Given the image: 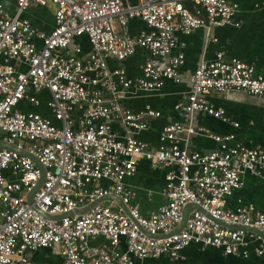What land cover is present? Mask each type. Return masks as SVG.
Segmentation results:
<instances>
[{"label": "built area", "instance_id": "2783aa9c", "mask_svg": "<svg viewBox=\"0 0 264 264\" xmlns=\"http://www.w3.org/2000/svg\"><path fill=\"white\" fill-rule=\"evenodd\" d=\"M46 1L15 0L13 15L0 3V144L9 146L0 147V264H28L39 248L57 251L64 264H146L162 255L182 259L190 243L226 255L264 257V212L253 205H225L243 185L244 171L264 178V148L230 144L232 134L172 121L159 131L160 144L153 149L112 126L120 120L131 132L146 129L145 116L159 112L150 107L132 112L119 99L129 88L153 91L166 79H179L184 55L170 54L174 32L238 24L236 3L50 0L54 26L45 32L21 13L32 2ZM133 18L149 30L132 36ZM81 35L91 46L84 57L78 45L69 49ZM137 48L147 53L138 76L108 67V57L120 61ZM190 84L174 105L189 114L226 119L224 109L207 100L211 90L264 98V78L254 66L226 58L223 50L199 62ZM42 91L48 92L45 107L53 120L26 109L43 104ZM184 131L207 135L219 147L201 153L181 146ZM141 158L165 170V202L148 214L132 201L134 191L125 182ZM189 204L194 207L182 226ZM82 208L86 211L76 212ZM98 236L108 241L91 245Z\"/></svg>", "mask_w": 264, "mask_h": 264}, {"label": "crops", "instance_id": "0c3cea01", "mask_svg": "<svg viewBox=\"0 0 264 264\" xmlns=\"http://www.w3.org/2000/svg\"><path fill=\"white\" fill-rule=\"evenodd\" d=\"M233 2L237 5L234 19L238 24L214 25L210 28L196 27L189 33L179 30L174 32L176 43L170 54L184 55L179 79H166L159 89L153 91L129 88L125 96L119 99L123 107L132 112L144 111L146 107H150L159 112V115L145 116L148 127L132 132L120 120L113 121V129L120 136L131 133L136 138L149 143L154 149L160 144L159 131L162 127L169 122L177 121L185 127H206L214 134H232L234 138L230 144L240 142L247 147L264 148V98L261 96L246 91L221 93L211 90L207 100L214 107L224 109L225 120L202 111L185 113L174 107L181 95L190 90V76L199 62L215 59L216 53L221 50L225 52L226 58L235 57L252 64L255 72L264 78V0H233ZM0 3L5 6L10 15L16 13L15 0H0ZM54 9L55 6L50 0H47L44 5L32 2L21 16L28 18L34 26L49 32L54 26ZM147 30L149 27L140 19H130L129 31L132 36ZM75 45L81 48L80 57L86 56L91 49L85 35L74 37L69 49ZM146 54L144 49L137 48L133 54L120 61L108 57L107 64L110 68L122 67L129 77H136L141 73ZM41 95L43 99L41 106L26 105V109L41 111L52 119L45 107L48 92L42 91ZM180 145L201 153L219 147V143L207 135L187 134L186 131L181 134ZM242 178L243 185L233 190L226 198V207L235 208L241 204L253 205L264 212V178L248 171L242 173ZM125 182L134 191L132 201L139 204L143 214H148L149 211L165 202V197L161 194L165 184V170L153 167L148 160L139 159L135 173L126 177ZM116 201L120 202L118 199ZM107 241L106 237L98 236L91 239L90 244L97 246ZM181 253L183 258L179 260L162 255L158 258H147L144 262L146 264H264L263 256L226 255L219 248L201 247L196 243L185 246ZM28 264H64V262L57 251L39 248L30 253ZM134 264H140V262L135 260Z\"/></svg>", "mask_w": 264, "mask_h": 264}, {"label": "water", "instance_id": "95a60500", "mask_svg": "<svg viewBox=\"0 0 264 264\" xmlns=\"http://www.w3.org/2000/svg\"><path fill=\"white\" fill-rule=\"evenodd\" d=\"M1 146H8V145H3V144H0V147ZM9 147V146H8ZM36 161V160H35ZM36 163H37V165L42 169V171H43V168L40 166V164L36 161ZM42 179H43V175H42ZM31 194H32V192L29 194V200H30V198H31ZM194 206L192 205V204H189V205H187L185 208H184V220H183V223H182V226L184 225V223H185V221H186V218H187V216H188V213H189V211L191 210V208H193ZM86 211V209L85 208H82V209H78V210H76V212H85ZM74 211H71V212H69V214L71 215L72 213H73Z\"/></svg>", "mask_w": 264, "mask_h": 264}, {"label": "trees", "instance_id": "16d2710c", "mask_svg": "<svg viewBox=\"0 0 264 264\" xmlns=\"http://www.w3.org/2000/svg\"><path fill=\"white\" fill-rule=\"evenodd\" d=\"M132 2H135V0H131Z\"/></svg>", "mask_w": 264, "mask_h": 264}]
</instances>
